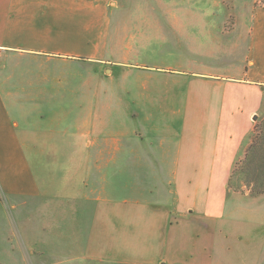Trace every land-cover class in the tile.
<instances>
[{"label":"rangeland","instance_id":"1","mask_svg":"<svg viewBox=\"0 0 264 264\" xmlns=\"http://www.w3.org/2000/svg\"><path fill=\"white\" fill-rule=\"evenodd\" d=\"M85 2L87 9L71 14V27L62 28L60 40L61 47L77 48L80 56L69 58L61 50L38 56L14 53L0 60V79L11 83L21 98L40 90L41 103L48 107L25 109L31 118L39 114L57 118L48 119L49 125L36 123L37 119L25 123L20 110L12 109L22 135L27 139L31 133L39 150L45 147L46 134L54 136L52 131L82 147V138L76 135L86 130L83 125L89 119L79 118L87 115L86 103L102 93L110 98L104 101L99 96L93 115L106 119L109 131L180 134V119H174L173 110L181 102V90L175 87L170 95L174 107L163 98L164 107L159 109L164 94L156 91L143 98L138 86H151L165 80L167 72L192 68L193 58L205 62L200 52L214 55V47L206 48L215 38L211 33L222 37L217 40L221 47L224 37L235 36L236 25L249 19L252 6L264 7V0ZM171 10L178 25L173 26ZM152 69L166 72L156 75ZM140 105L153 119L129 114ZM259 113L246 152L229 175L234 186L223 187V210L216 217L204 215L210 213L204 208L195 218L127 220L119 237L118 221L94 214L100 204L7 196L0 189V264H264V193H253L264 187V92ZM160 116L163 119H157ZM220 184L221 180L218 190ZM119 245L125 247L122 254L117 252Z\"/></svg>","mask_w":264,"mask_h":264},{"label":"crops","instance_id":"2","mask_svg":"<svg viewBox=\"0 0 264 264\" xmlns=\"http://www.w3.org/2000/svg\"><path fill=\"white\" fill-rule=\"evenodd\" d=\"M86 5L85 0H0V60L9 59L14 53L38 56L61 50L60 54L69 58L80 56L77 48L61 47L60 40L62 28L71 27V14L86 10ZM171 11L173 26L178 25L179 19ZM234 32L235 36L224 37L221 47L217 40L220 42L222 37L211 33L215 38L206 48L214 47V55L200 52L206 63L193 58L192 68L167 72V78L159 83L138 86L143 98H150L147 93L156 91L164 94L159 109L164 107L163 98L164 102L170 99L172 107L173 89L181 90V102L173 110L174 119H180L181 133L176 136L153 131L142 136L135 130L109 131L106 119L93 115L98 108L94 106L97 98H110L102 93L86 103L87 115L79 118L89 119L83 125L86 130L76 135L81 136L82 147L72 146L70 137L65 141L61 132L52 131L54 136L46 134L45 147L39 150L31 133L27 139L22 135L20 121L12 109L20 110L25 123L30 119L47 123L48 119L57 118L40 114L31 118L25 109L48 107L41 103L40 90L35 89L37 95L21 98L11 83L0 79L1 191L7 196L100 204L94 214L118 221L115 234L119 237L126 231L127 220L195 218L204 208L210 212L204 215L216 217L217 211L223 210V187L245 154L255 116L260 115L264 92V7L252 6L249 19L236 25ZM229 53H240L241 57H227ZM152 71L156 75L166 72ZM59 104L56 107H61ZM137 107V112L128 113L153 119L149 111L141 105ZM111 248L110 252L115 253ZM117 248L120 254L125 250L121 245Z\"/></svg>","mask_w":264,"mask_h":264},{"label":"trees","instance_id":"3","mask_svg":"<svg viewBox=\"0 0 264 264\" xmlns=\"http://www.w3.org/2000/svg\"><path fill=\"white\" fill-rule=\"evenodd\" d=\"M263 127H264V123H263ZM262 129H264V128H262ZM228 185L230 188H233L234 185H233L232 177L229 178ZM253 193L256 195L263 194L264 193V187L261 190H254Z\"/></svg>","mask_w":264,"mask_h":264},{"label":"water","instance_id":"4","mask_svg":"<svg viewBox=\"0 0 264 264\" xmlns=\"http://www.w3.org/2000/svg\"><path fill=\"white\" fill-rule=\"evenodd\" d=\"M257 117L255 116V119H256Z\"/></svg>","mask_w":264,"mask_h":264}]
</instances>
